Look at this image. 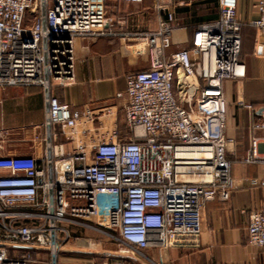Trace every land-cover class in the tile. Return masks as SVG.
Instances as JSON below:
<instances>
[{
	"label": "built area",
	"instance_id": "obj_1",
	"mask_svg": "<svg viewBox=\"0 0 264 264\" xmlns=\"http://www.w3.org/2000/svg\"><path fill=\"white\" fill-rule=\"evenodd\" d=\"M107 1L144 0H0V88L39 86L45 97L41 156L0 155V264H28L42 253L37 264H59L80 230L146 258L148 248L197 237L205 203L230 199L234 138L223 83L245 76L237 0H218V17L196 26L191 48L170 52L171 12L153 30L113 31ZM255 9L251 24L264 37V0ZM110 35L121 37L129 54H144L147 66L126 76L128 136L113 129L85 143L76 129L90 110L61 103L51 86L72 78L75 39ZM255 52H264V42ZM238 103L249 112L242 162L264 163V106ZM60 135L75 141L72 150ZM253 183L264 184V175ZM247 241L264 246V208L249 212Z\"/></svg>",
	"mask_w": 264,
	"mask_h": 264
},
{
	"label": "crops",
	"instance_id": "obj_2",
	"mask_svg": "<svg viewBox=\"0 0 264 264\" xmlns=\"http://www.w3.org/2000/svg\"><path fill=\"white\" fill-rule=\"evenodd\" d=\"M257 0H237V19L241 22V61L245 64V76L223 83L227 100V135L234 138L228 146L233 189L230 199L209 200L202 209V230L195 238L165 248H148L154 264H264V246L250 245L247 241L248 214L264 208V184L253 183L264 175V163L245 164L243 157L249 147V112L239 101L254 106H264V52H255L256 42L263 43L251 23L257 17ZM193 0H144L143 3L107 1L106 6L134 5L133 15L107 12L113 21L112 30L138 32L153 30L159 19L173 14L172 46L191 48V36L196 26L218 17L215 11L200 13L194 9ZM191 8L179 11V7ZM254 29L249 44L243 46V29ZM147 66L144 54L131 55L125 51L119 36L77 38L74 42V72L71 79L61 83L53 81L51 95L73 110L84 113L90 110V118L84 115L78 120L76 137L90 143L99 133L117 129L126 138L128 131H121L124 124V107L127 103L126 76L129 72ZM45 113V97L39 86L0 88V155H32L42 153L41 135ZM87 129V135L81 130ZM81 133V134H80ZM140 133V129H137ZM264 136V130L258 132ZM58 141L64 150H72L75 141L60 135ZM78 241L67 242L60 253L59 264H96L101 256H113L112 248H102L97 232L80 230ZM24 252L25 249H20ZM98 251L105 254H98ZM43 256H30L28 264H37Z\"/></svg>",
	"mask_w": 264,
	"mask_h": 264
},
{
	"label": "rangeland",
	"instance_id": "obj_3",
	"mask_svg": "<svg viewBox=\"0 0 264 264\" xmlns=\"http://www.w3.org/2000/svg\"><path fill=\"white\" fill-rule=\"evenodd\" d=\"M192 5H196L194 6V9L197 12L200 13H207L209 12V8L211 6L206 5L202 2H199L198 0H193ZM106 11H110L112 13L115 14H129V15H133L137 9H135L134 5H127V4H122V5H113L110 4L108 6H106ZM243 46L244 44H249L251 39L253 38V33H254V29L250 28V27H246L243 30ZM128 129L126 128V126H124V124H121V131L124 133L126 132ZM78 233L74 234V237H77ZM98 235H96V239L100 240L102 243V248H112L115 252L112 254L113 256H101L99 257V260H105V259H117V258H121L127 261H133L139 264H153V259L151 258L152 255H150L149 253H147L146 251H143V253L145 254V256H147L146 258L143 257H137V255L132 254L130 251H126V249L120 245H118L117 242L109 239L108 237H105L104 235L97 233ZM98 254H105L104 252L98 251ZM148 258V259H147Z\"/></svg>",
	"mask_w": 264,
	"mask_h": 264
},
{
	"label": "trees",
	"instance_id": "obj_4",
	"mask_svg": "<svg viewBox=\"0 0 264 264\" xmlns=\"http://www.w3.org/2000/svg\"><path fill=\"white\" fill-rule=\"evenodd\" d=\"M198 1L202 2V3L206 4V5L211 6L209 8V12L215 11L216 4L218 3V0H198ZM178 10L179 11H182V10H187L188 11V10H190L192 13H195L191 8H188V7H185V6L179 7ZM211 21H213V20H211ZM211 21L209 20L208 22H211ZM241 40H242V38H241ZM240 57H241V51H240Z\"/></svg>",
	"mask_w": 264,
	"mask_h": 264
},
{
	"label": "bare ground",
	"instance_id": "obj_5",
	"mask_svg": "<svg viewBox=\"0 0 264 264\" xmlns=\"http://www.w3.org/2000/svg\"><path fill=\"white\" fill-rule=\"evenodd\" d=\"M140 134H141V130H140Z\"/></svg>",
	"mask_w": 264,
	"mask_h": 264
}]
</instances>
